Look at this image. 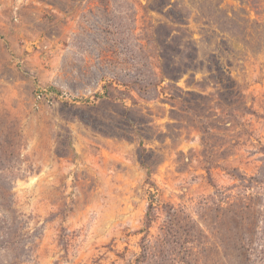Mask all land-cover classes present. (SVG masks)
I'll use <instances>...</instances> for the list:
<instances>
[{"label": "rangeland", "instance_id": "rangeland-1", "mask_svg": "<svg viewBox=\"0 0 264 264\" xmlns=\"http://www.w3.org/2000/svg\"><path fill=\"white\" fill-rule=\"evenodd\" d=\"M0 264H264V0H0Z\"/></svg>", "mask_w": 264, "mask_h": 264}]
</instances>
